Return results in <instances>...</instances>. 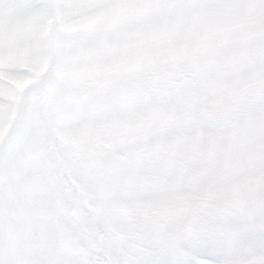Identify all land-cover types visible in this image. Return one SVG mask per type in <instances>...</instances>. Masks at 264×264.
<instances>
[{
	"label": "snow or ice",
	"instance_id": "obj_1",
	"mask_svg": "<svg viewBox=\"0 0 264 264\" xmlns=\"http://www.w3.org/2000/svg\"><path fill=\"white\" fill-rule=\"evenodd\" d=\"M0 264H264V0H0Z\"/></svg>",
	"mask_w": 264,
	"mask_h": 264
}]
</instances>
